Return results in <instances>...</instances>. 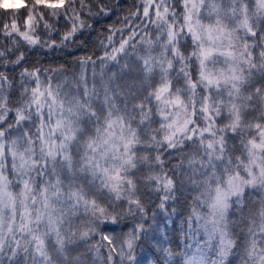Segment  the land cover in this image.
Wrapping results in <instances>:
<instances>
[{"label": "clouds", "instance_id": "clouds-1", "mask_svg": "<svg viewBox=\"0 0 264 264\" xmlns=\"http://www.w3.org/2000/svg\"><path fill=\"white\" fill-rule=\"evenodd\" d=\"M0 0V264H264V0Z\"/></svg>", "mask_w": 264, "mask_h": 264}, {"label": "snow or ice", "instance_id": "snow-or-ice-1", "mask_svg": "<svg viewBox=\"0 0 264 264\" xmlns=\"http://www.w3.org/2000/svg\"><path fill=\"white\" fill-rule=\"evenodd\" d=\"M44 2L48 3L49 0H44ZM57 3L63 4V0H52L49 6H56ZM187 264H196L195 258L192 261H188Z\"/></svg>", "mask_w": 264, "mask_h": 264}, {"label": "rangeland", "instance_id": "rangeland-1", "mask_svg": "<svg viewBox=\"0 0 264 264\" xmlns=\"http://www.w3.org/2000/svg\"><path fill=\"white\" fill-rule=\"evenodd\" d=\"M12 2H15V0H12Z\"/></svg>", "mask_w": 264, "mask_h": 264}]
</instances>
